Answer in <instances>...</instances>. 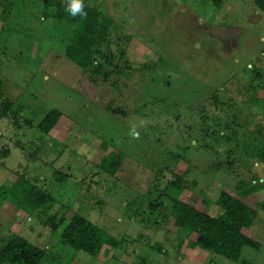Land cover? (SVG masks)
<instances>
[{"label":"rangeland","instance_id":"374dc122","mask_svg":"<svg viewBox=\"0 0 264 264\" xmlns=\"http://www.w3.org/2000/svg\"><path fill=\"white\" fill-rule=\"evenodd\" d=\"M7 1L0 249L19 235L45 249L42 264H264V0H85L111 18L87 68L62 53L65 0ZM54 108L61 115L44 132ZM117 150L110 173L100 161ZM18 178L49 197L32 213L1 191ZM222 191L259 212L243 228L259 245L236 261L195 245L171 211L178 198L218 215ZM75 213L117 244L98 256L68 244Z\"/></svg>","mask_w":264,"mask_h":264},{"label":"trees","instance_id":"16d2710c","mask_svg":"<svg viewBox=\"0 0 264 264\" xmlns=\"http://www.w3.org/2000/svg\"><path fill=\"white\" fill-rule=\"evenodd\" d=\"M1 3L5 4L3 13L6 14L10 4L7 0H0ZM56 3L59 5L58 17L72 25L70 34L62 46V53L82 68L91 66L108 34L111 18L90 6H85L86 16L72 17L65 11V2ZM51 4L53 5L54 2ZM2 17L6 20L5 15ZM2 85L3 80L0 77V92H2ZM8 102L10 103L7 99ZM60 115L59 109L50 110L39 122V128L48 132L56 124ZM122 155L119 150L111 152L102 158L100 166L114 173L121 162ZM259 158L264 161V148L259 153ZM174 183L176 184V181ZM254 187L256 185L246 187L243 192H249ZM1 191L6 200L12 201V205L15 204L28 213L34 212L49 198L43 189L24 178H18L8 188L2 187ZM217 203L221 212L215 216L178 198H174L171 211L183 235L197 233L195 245L236 261L245 246L258 247L259 245L243 232V228L253 224L259 209L264 210V200L257 204V210L235 195L222 191ZM62 236L68 244L93 256H98L105 245L117 244V239L112 234L80 213H75L65 224ZM45 256L44 248L19 235L0 249V262L6 264H42Z\"/></svg>","mask_w":264,"mask_h":264},{"label":"clouds","instance_id":"9594fccd","mask_svg":"<svg viewBox=\"0 0 264 264\" xmlns=\"http://www.w3.org/2000/svg\"><path fill=\"white\" fill-rule=\"evenodd\" d=\"M65 11L72 17H76L77 15L81 17L86 16L85 0H65Z\"/></svg>","mask_w":264,"mask_h":264},{"label":"built area","instance_id":"2783aa9c","mask_svg":"<svg viewBox=\"0 0 264 264\" xmlns=\"http://www.w3.org/2000/svg\"><path fill=\"white\" fill-rule=\"evenodd\" d=\"M0 264H6V263H2V262H0Z\"/></svg>","mask_w":264,"mask_h":264}]
</instances>
